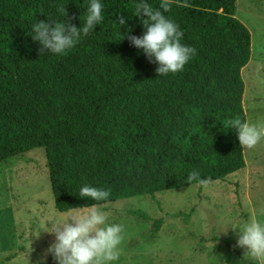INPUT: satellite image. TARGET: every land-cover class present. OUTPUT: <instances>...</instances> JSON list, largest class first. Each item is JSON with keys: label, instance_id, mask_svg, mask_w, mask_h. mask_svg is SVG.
Here are the masks:
<instances>
[{"label": "trees", "instance_id": "16d2710c", "mask_svg": "<svg viewBox=\"0 0 264 264\" xmlns=\"http://www.w3.org/2000/svg\"><path fill=\"white\" fill-rule=\"evenodd\" d=\"M102 3V25L54 56L39 51L31 24L62 19L65 8L79 27L88 0H0V163L42 148L60 213L201 185L187 179L192 171L210 183L242 170L228 120L246 121L240 73L251 36L234 17L235 0H175L166 15L197 54L168 76L128 39L144 31L134 0ZM83 184L109 199L79 197Z\"/></svg>", "mask_w": 264, "mask_h": 264}, {"label": "rangeland", "instance_id": "374dc122", "mask_svg": "<svg viewBox=\"0 0 264 264\" xmlns=\"http://www.w3.org/2000/svg\"><path fill=\"white\" fill-rule=\"evenodd\" d=\"M234 17L251 36L249 62L240 75L245 119L255 122L264 118V0H235ZM242 151L244 168L207 186L97 206L109 222L124 225L117 264H238L244 249L236 247L237 234L220 232L217 225L221 218L264 219V139ZM88 209L55 210L42 148L1 162L0 264H57L47 251L55 235L44 230V221Z\"/></svg>", "mask_w": 264, "mask_h": 264}, {"label": "clouds", "instance_id": "9594fccd", "mask_svg": "<svg viewBox=\"0 0 264 264\" xmlns=\"http://www.w3.org/2000/svg\"><path fill=\"white\" fill-rule=\"evenodd\" d=\"M174 2L159 0L158 6L154 7L150 0H134V15L140 18L144 31L142 35H130L128 39L150 62L154 59L158 65V76L183 71L184 66L197 54L194 47L182 43L183 31L166 15ZM103 9L102 0H88L83 22L79 17L80 24L77 27L65 19V8H61L59 14L62 19H38L31 24L29 35L42 45L39 49L41 53L46 50L47 55H66L82 38L93 33L96 25H102ZM118 20L120 25H124L123 18ZM228 128L235 133L239 145L247 149H253L264 139V118L249 122L236 117L228 120ZM187 179H195L204 186L209 183L208 179L200 178L197 171H192ZM78 196L104 202L109 199L110 191L83 184L78 189ZM45 221L51 222L50 228L45 227ZM45 221L44 230L55 235L47 251L57 264H117L125 239L124 225L109 222L96 205L84 213L68 214L61 221ZM229 229L237 234L236 247L244 249L238 264H264V219L248 218L238 223H225L221 218L217 230L226 234Z\"/></svg>", "mask_w": 264, "mask_h": 264}]
</instances>
